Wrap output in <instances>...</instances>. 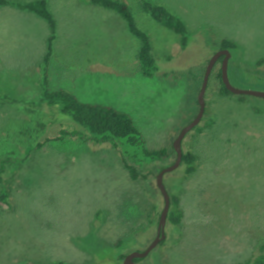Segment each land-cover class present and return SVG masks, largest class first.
I'll return each mask as SVG.
<instances>
[{"label": "rangeland", "instance_id": "obj_1", "mask_svg": "<svg viewBox=\"0 0 264 264\" xmlns=\"http://www.w3.org/2000/svg\"><path fill=\"white\" fill-rule=\"evenodd\" d=\"M122 1L150 37L159 72L145 77L137 59H129L133 47L126 48L127 26L116 12L90 0H46L56 21L49 88L76 95L68 84L80 80L92 89L90 101L130 115L146 147L165 148L171 156L133 181L119 149L60 139L63 130L79 127L59 107L0 100V159L19 160L6 176L9 205H0V264H119L113 248L125 238H133L135 247L124 255L145 250L157 235L158 223L150 224L154 208L160 215L164 206L156 176L176 160L173 143L199 112L206 67L223 39L238 46L228 62L232 86L264 92V62L258 64L264 59V0H152L186 24L190 41L184 50L137 0ZM51 34L35 14L0 6L1 93L39 100ZM103 51L104 65L79 76L76 65ZM220 69L216 62L200 122L213 124L182 141L183 152L196 156V172L181 183L179 168L164 176L167 191L180 197L182 223L177 229L166 224L164 243L138 264H238L264 244V98L221 95Z\"/></svg>", "mask_w": 264, "mask_h": 264}, {"label": "trees", "instance_id": "obj_2", "mask_svg": "<svg viewBox=\"0 0 264 264\" xmlns=\"http://www.w3.org/2000/svg\"><path fill=\"white\" fill-rule=\"evenodd\" d=\"M142 10L153 20L175 33L179 38V44L184 50L190 41V33L184 21L170 12L165 6L152 0H137ZM90 3L112 10L119 14L126 22L129 32L139 40V50L137 53V63L140 72L145 77H153L159 72L157 60L154 55L150 37L146 32L140 29L135 21L130 7L122 0H90ZM11 5L21 11L33 13L45 20L51 30V36L48 39L49 45L47 53L43 59V80L40 84V97L38 101L15 100L0 92V100L16 102L24 106L39 107L46 105L48 107H59V113L67 117L79 128L71 131L63 130L60 139L64 136L76 137L83 142H93L95 144H109L119 149L124 168L127 170L130 179L133 181L140 178H147L145 171L153 163L163 162L170 158L171 153L165 149L149 150L144 138L133 119L127 113L118 111L111 105L92 104L81 102L76 95L66 89L50 90L48 81V65L52 56V43L55 39L56 23L50 12L46 0H32L28 2H18L12 0H0V6ZM237 44L234 41L223 39L220 49L236 50ZM264 59L258 64L263 63ZM220 81L219 93L223 96L231 95L222 82L221 69L218 73ZM242 96V95H241ZM213 124L212 120H207L204 125H197L190 132L201 133L205 128ZM38 144L37 147H42ZM197 159L191 150L183 152L181 164L178 169L179 182L188 179L197 170ZM19 160L11 157L0 159V205L8 206L10 197V180L6 176L13 174L18 168ZM169 193V192H168ZM170 207L167 214V225L177 229L182 223L183 210L180 205L178 194L169 193ZM150 224L156 225L159 221L157 206ZM144 230V234L146 233ZM142 234V235H144ZM133 238L118 240L113 250L117 251L116 261L123 264L124 252L134 248L131 242ZM164 240L159 244L162 245ZM257 254L251 259L238 264H264V244L259 245ZM142 259H136L139 263ZM55 264H65L57 262Z\"/></svg>", "mask_w": 264, "mask_h": 264}, {"label": "water", "instance_id": "obj_3", "mask_svg": "<svg viewBox=\"0 0 264 264\" xmlns=\"http://www.w3.org/2000/svg\"><path fill=\"white\" fill-rule=\"evenodd\" d=\"M220 57H223L222 65H221V78L222 82L227 88L229 92L235 95H244V96H255V97H261L264 98V92L255 91V90H249V89H241L236 88L232 86L229 80L228 76V62L231 57V52L228 49H220L218 52H216L213 57L209 60V63L206 67V71L204 74L203 83L200 89V92L198 94V105H199V112L197 113L196 117L189 122L186 126H184L181 131L179 132L177 138L175 139L173 143V149L176 154V160L173 165L162 169L156 176V185L163 196L164 200V206L161 211L159 221H158V227H157V235L155 239L147 246V248L143 251H132L129 254L125 255L123 259V264H137L135 262L136 259H143L147 257L150 252H152L165 238V227H166V221H167V214L170 207V196L166 189V186L164 184V176L167 173L173 172L176 169L179 168L182 160L183 150H182V141L184 137L197 125L200 124L202 117L205 114L206 109V102H205V92L207 89L209 77L212 71V68L214 67L215 63L218 61Z\"/></svg>", "mask_w": 264, "mask_h": 264}, {"label": "crops", "instance_id": "obj_4", "mask_svg": "<svg viewBox=\"0 0 264 264\" xmlns=\"http://www.w3.org/2000/svg\"><path fill=\"white\" fill-rule=\"evenodd\" d=\"M123 2H125L126 4L128 3V1H123ZM128 5V4H127ZM96 6V5H95ZM120 16V15H119ZM121 17V16H120ZM122 18V17H121ZM55 20V19H54ZM122 20H123V18H122ZM124 21V20H123ZM71 23L72 24V26L70 27V29H73L74 27L73 26H77V25H75L71 20H67V26H68V23ZM125 22V21H124ZM55 23H56V21H55ZM61 23H62V21H61ZM125 24H126V22H125ZM126 26H127V24H126ZM56 29V28H55ZM74 30V29H73ZM127 31H128V34H124V38H127L128 40H124V42H125V44H126V48H127V50H129L130 49V45L133 47V49H132V51H133V54L132 55H130V57H129V59L130 60H132V62L134 63V60L135 59H137L136 58V56H137V53H138V50H139V46H137L136 45V43L135 42H131L132 41V39H130L129 38V36H130V32H129V30H128V27H127ZM132 35V34H131ZM133 36V35H132ZM89 43H87V44H83V47H85V49L86 48H88V47H86L87 45H88ZM130 44V45H129ZM153 47V46H152ZM104 51L100 54V56L99 55H96V54H94V56H93V58L92 59H90V58H87L86 59V61L83 63V64H77L76 66H79L78 67V70H80V73H79V76H82L83 74H82V72L84 71V72H94L93 70H97V69H95V68H92V66H97L96 64H103L104 65ZM97 67H99V66H97ZM90 68H92V70L90 69ZM83 70V71H82ZM138 71L140 72V69H139V66H138ZM94 77V76H93ZM80 82V80H76L75 82H72V83H69L68 84V87L71 89V90H73L74 92H75V94H76V96H78V99L80 100H82L81 102H84V103H92V104H103V105H105L104 104V102L102 101V103H94V101H90V100H92V99H94V98H92V96H91V90L92 89H90L89 87H85V86H82V83L81 84H77V83H79ZM96 85H98L99 86V84L97 83ZM65 87V86H64ZM63 89H65V88H63ZM93 93V92H92ZM112 106V105H111Z\"/></svg>", "mask_w": 264, "mask_h": 264}, {"label": "flooded vegetation", "instance_id": "obj_5", "mask_svg": "<svg viewBox=\"0 0 264 264\" xmlns=\"http://www.w3.org/2000/svg\"><path fill=\"white\" fill-rule=\"evenodd\" d=\"M223 57H220L217 62H220L222 65ZM137 263V262H136ZM138 264V263H137Z\"/></svg>", "mask_w": 264, "mask_h": 264}]
</instances>
